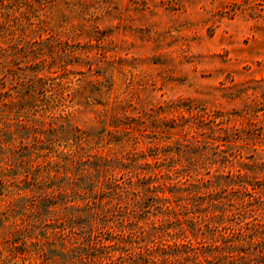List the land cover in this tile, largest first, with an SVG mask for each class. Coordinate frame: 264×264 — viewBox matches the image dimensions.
Here are the masks:
<instances>
[{"label": "rangeland", "instance_id": "obj_1", "mask_svg": "<svg viewBox=\"0 0 264 264\" xmlns=\"http://www.w3.org/2000/svg\"><path fill=\"white\" fill-rule=\"evenodd\" d=\"M0 264H264V0H0Z\"/></svg>", "mask_w": 264, "mask_h": 264}]
</instances>
